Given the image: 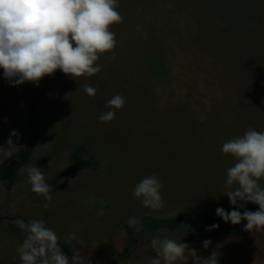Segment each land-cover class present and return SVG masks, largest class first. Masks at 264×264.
I'll use <instances>...</instances> for the list:
<instances>
[{"label": "rangeland", "instance_id": "rangeland-1", "mask_svg": "<svg viewBox=\"0 0 264 264\" xmlns=\"http://www.w3.org/2000/svg\"><path fill=\"white\" fill-rule=\"evenodd\" d=\"M117 10L123 21L110 29L114 58L102 55L98 74L72 78L57 70L38 86H11L0 69V147H8L13 130L19 138L12 137L11 151L24 147L27 102L35 93L44 134L26 167H39L50 184L80 144L85 159L101 160L97 170L50 185V202L31 190L26 167L10 193L0 183V264H22L17 248L26 233L16 219L44 220L60 247L67 245L71 256L78 251L84 264H115L130 244L127 220L146 216L176 219L179 226L131 243V256L116 264H149L155 236L187 243L202 258L216 250L217 264H264V230L185 234L204 210L235 207L226 179L237 161L222 152L223 143L250 127L264 131V0H118ZM84 84L97 89L94 97ZM117 94L124 107L112 121H99ZM153 173L163 186L159 210L132 194ZM259 183L264 187V178Z\"/></svg>", "mask_w": 264, "mask_h": 264}, {"label": "clouds", "instance_id": "clouds-1", "mask_svg": "<svg viewBox=\"0 0 264 264\" xmlns=\"http://www.w3.org/2000/svg\"><path fill=\"white\" fill-rule=\"evenodd\" d=\"M117 9L118 0H0V69L4 78L11 86L25 82L38 86L45 76H52L57 70L72 78L98 74L100 57L113 52L108 60L114 58L117 40L110 29L123 21ZM83 90L90 97L97 91L89 84H84ZM124 105V97L115 95L106 101L109 111L102 113L99 121H112L115 110ZM13 136L19 138L13 130L7 140L8 147H0V157L4 160L13 156ZM222 152L237 161L227 169L226 179V195L235 207L230 212L217 208V216L233 225L247 221L243 229L247 232L264 230V187L259 183L264 178V131L250 127L242 136L223 143ZM25 172L31 190L50 202L53 189L43 171L30 166ZM162 187L153 173L143 177L132 194L144 207L159 210L165 203L160 194ZM248 203L258 205L259 210H247ZM237 208L245 210L241 213ZM13 223L26 233L17 248L22 264H84L78 251L73 252L71 258L62 251L58 235L44 220L25 223L23 219H16ZM127 224L135 231L142 228L135 217H129ZM214 228L218 225L213 224L206 230ZM210 244V240L203 241L205 249ZM151 246L156 258L150 259L149 264H189L190 260L193 264H217L218 261L216 250L202 258L187 243L168 237H153Z\"/></svg>", "mask_w": 264, "mask_h": 264}, {"label": "trees", "instance_id": "trees-1", "mask_svg": "<svg viewBox=\"0 0 264 264\" xmlns=\"http://www.w3.org/2000/svg\"><path fill=\"white\" fill-rule=\"evenodd\" d=\"M38 103V97L34 93L32 99L27 102V126H28V140L24 147L16 151L11 159L0 163V183L10 193L13 187L19 182L22 170L31 162L36 155L38 143L43 137V125L35 114V107ZM87 149L84 144H80L69 155L70 163L61 171L57 172L49 185L57 184L62 179H66L74 173L85 170H97L101 165L100 158L91 157L85 159L84 154ZM234 207H224L227 212L233 210ZM246 209L250 211H258L259 206L253 203H248ZM217 208H209L204 210L199 216L197 223L192 224L185 234L189 236H197L202 238L222 237L238 233H244V226L247 221L242 220L240 224L233 225L230 221L225 222L216 214ZM236 210L243 213L245 208H237ZM142 228L140 231H135L134 228L129 227L126 223V230L129 236V245L126 246L122 252L118 253L114 258L113 263H119L128 259L133 253L131 243L141 241L147 236H153L161 231L170 230L175 231L179 224L176 219L160 218L153 216H146L141 221ZM213 224L218 225V228L206 230L211 228ZM62 249L67 255L71 256L70 249L67 245L61 244Z\"/></svg>", "mask_w": 264, "mask_h": 264}]
</instances>
